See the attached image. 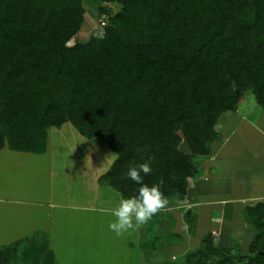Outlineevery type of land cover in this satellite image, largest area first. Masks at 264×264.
Segmentation results:
<instances>
[{"label":"trees","instance_id":"1","mask_svg":"<svg viewBox=\"0 0 264 264\" xmlns=\"http://www.w3.org/2000/svg\"><path fill=\"white\" fill-rule=\"evenodd\" d=\"M83 1L0 0V149L44 153L48 129L69 122L115 154L98 184L133 196L139 185L127 171L149 161L144 182L162 180L165 196L182 201L192 158L221 141L219 117L245 93L264 110V0H102L120 5L103 10V35L68 46ZM243 210L255 227L247 253L233 240L219 247L209 232L167 264H264V200ZM0 264L55 262L35 232L0 247Z\"/></svg>","mask_w":264,"mask_h":264},{"label":"crops","instance_id":"2","mask_svg":"<svg viewBox=\"0 0 264 264\" xmlns=\"http://www.w3.org/2000/svg\"><path fill=\"white\" fill-rule=\"evenodd\" d=\"M262 112L252 120L253 116L247 113L227 112L229 122L225 120V126L220 125L223 138L212 158L213 173L207 179H203V175L192 178L187 197L178 205L185 211L193 209L197 228L208 229L214 238L222 239L227 234L230 239L233 232L244 229L243 204L264 198V110ZM62 126L60 130L65 129ZM52 128L47 131L44 153L0 149V247L42 232L48 238L55 264H65L60 245H83L97 251L104 244L112 246L107 239L114 238L116 233L108 225L114 220L111 211L121 197L108 186H99L98 174L91 179V162L87 160L90 156L86 158L90 169L86 168L84 160L79 172L82 177H88L91 184L93 180L90 187L87 183L76 192L67 185L58 187L59 182L66 183L72 172L66 161L54 158ZM180 211L182 216L183 211ZM146 225L129 230L117 239L120 260L125 264H132L135 253H141L138 239ZM143 252L148 254L147 249Z\"/></svg>","mask_w":264,"mask_h":264},{"label":"rangeland","instance_id":"3","mask_svg":"<svg viewBox=\"0 0 264 264\" xmlns=\"http://www.w3.org/2000/svg\"><path fill=\"white\" fill-rule=\"evenodd\" d=\"M83 8L85 10L83 24L79 31L67 42L68 46H72L78 42H84L92 36L101 37L105 28L110 25L111 17V15L103 10L111 9L115 14L120 10V5L117 3H106L102 0H84ZM102 22H104V24H102ZM262 111L263 109L255 103L253 96L250 93H245L244 97L237 103L235 111L232 112L247 113V115L253 116L250 117L252 120L253 118L256 119V117H259L260 113H263ZM227 116H229V113H224L219 117V124L217 123L215 126L217 131L220 130V125L221 127L225 126L224 124L225 120H227ZM63 126L65 127L64 130H60L61 128L59 129L56 127L52 128L53 153L55 159L67 162L72 175L67 177L68 180L66 183L59 182L58 187L62 188V186L67 185L70 186L72 191L76 192L87 183L89 187L93 184V180L91 184L89 181L90 179L87 180L88 177H82V175L79 174L82 169L83 161L86 160V158L90 156V160H87L91 162V169L89 167L90 162L87 160L85 166L86 168L89 167L92 172L91 179H94L95 175L98 174V176H100L109 169L115 159V154L100 138L94 137L89 139L81 136L69 122L65 123ZM218 133L220 137L223 138L221 130L220 132L218 131ZM219 143H221V141L218 140L211 142V154L192 158L196 170L194 177L203 175L201 177L207 179L209 175L213 173L212 158L216 153V147L218 148ZM180 149L185 153H189V148L184 140L180 143ZM64 156H66V158ZM207 161H209L208 166L203 167V164ZM99 186L101 185L99 184ZM108 189L112 190L109 186ZM112 191L119 195L115 190ZM187 195L188 191L182 201L170 199L169 206L158 212L148 221L146 230L143 231L144 233L140 234L138 239L141 253H138V251L135 253L132 264H167V262L171 260L181 262L180 256L200 246L202 238L209 233V230L200 231V229L197 228V215L193 209H187L185 211L184 208L178 207V205L185 200ZM190 197L191 196H189V198ZM261 200H264V198L255 199L251 203L243 204V209L244 206H252ZM113 205H115L114 202ZM188 210L195 214L192 223L191 220L188 222L185 219V213ZM179 211H183L182 216L179 215ZM242 214V221L245 228L240 232H233L230 239H228L227 234H225L222 239L221 237L215 238L218 240L216 243L219 247H228L229 243L233 240L237 243L235 244L237 248H235L234 251L239 249L241 252H248V246L253 238L255 227L253 224L246 222L244 210H242ZM104 234L105 233H103V235ZM114 238L109 237L107 239V242L109 241L112 246H108V244L105 246L104 244L105 247L99 248L98 251L83 245L76 246L70 245V243L68 245H60V255L64 256L65 264H125V262L120 260V241L116 243L118 241L117 239L121 238V235H116ZM135 238L136 236L134 240ZM76 242L77 241H75L74 244H76ZM143 243L148 246V254L143 252Z\"/></svg>","mask_w":264,"mask_h":264},{"label":"clouds","instance_id":"4","mask_svg":"<svg viewBox=\"0 0 264 264\" xmlns=\"http://www.w3.org/2000/svg\"><path fill=\"white\" fill-rule=\"evenodd\" d=\"M151 173L152 167L149 161L129 167L127 177L139 187L135 195L122 197L111 211L114 220L108 227L116 235L139 228L169 206L170 200L161 190L162 180L151 185L144 182V177Z\"/></svg>","mask_w":264,"mask_h":264},{"label":"built area","instance_id":"5","mask_svg":"<svg viewBox=\"0 0 264 264\" xmlns=\"http://www.w3.org/2000/svg\"><path fill=\"white\" fill-rule=\"evenodd\" d=\"M102 24H104V22H102Z\"/></svg>","mask_w":264,"mask_h":264}]
</instances>
